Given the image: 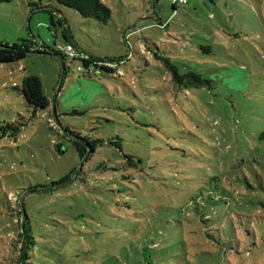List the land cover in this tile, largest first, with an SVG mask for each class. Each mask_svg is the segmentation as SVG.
<instances>
[{"label": "rangeland", "instance_id": "rangeland-1", "mask_svg": "<svg viewBox=\"0 0 264 264\" xmlns=\"http://www.w3.org/2000/svg\"><path fill=\"white\" fill-rule=\"evenodd\" d=\"M104 1L107 23L56 4L53 25L34 7L49 0H0V43L76 49L59 90L49 54L0 63V264L21 203L26 264H264V0ZM167 62L210 83L177 86ZM31 75L62 127L51 107L33 115ZM64 128L97 149L76 180L37 191L81 164Z\"/></svg>", "mask_w": 264, "mask_h": 264}, {"label": "trees", "instance_id": "trees-1", "mask_svg": "<svg viewBox=\"0 0 264 264\" xmlns=\"http://www.w3.org/2000/svg\"><path fill=\"white\" fill-rule=\"evenodd\" d=\"M52 2V3H51ZM189 3V0H186L184 3H180L178 0H174V8L176 9L177 4H183L186 5ZM56 4L63 5L65 7L71 8L76 10L81 16L84 18H91L95 19L101 23H107L111 17H112V10L111 8L106 4L104 0H49V3L47 5H43L42 3H34V7L37 10H45L51 14V22L54 25L55 19H60L59 14H61V11L56 7ZM168 25V24H167ZM67 34V31L65 30V35ZM70 44L74 45L73 42L67 40ZM44 44V43H43ZM40 44L36 40V37L33 36V38L29 39H23L19 43L16 44H4L0 43V63H12L15 61L22 60L26 58L30 53L34 52H40L42 54H49L53 57H55L57 60L60 61V59L63 62V66L65 68L64 77L66 76L67 72L69 71V67L66 65V58L69 57V55L65 54L62 51H56L55 49H50L48 47L47 50H40ZM61 63V62H60ZM83 66H78V70L83 72L85 75H90L89 69H88V62L83 60ZM167 68L172 73V81L180 87H187V88H202L206 84L210 83V79H206L201 74L196 72H187L184 74H181L178 71V67L176 65L171 64L170 62L166 63ZM102 70H105L107 72H112L111 67L107 66H101ZM62 86V85H61ZM21 93L23 94L27 104L32 108L33 115H36V113L40 109H47L52 108V116L53 115V105L55 108V117L58 120L60 127H62L60 123V119L57 114V106L56 102L54 101V104H52V100L46 94L44 93L43 87H42V81L38 76H27L24 78L21 87L19 88ZM54 125L58 126L55 119H54ZM9 127L15 128L14 125L9 124ZM65 132H68L70 137L69 141H71L76 148V151L78 153V156L81 160V163L84 158H86L80 172L75 176V178L71 181L73 182L78 178L80 173L83 170V167L85 163L91 158L94 151L97 149V142L95 140H91L87 137L82 136L80 133L72 132L68 128L63 129ZM259 140L263 142L264 144V131H262L259 135ZM89 146H88V145ZM88 150H91L90 154L87 156ZM76 167H74L69 174L56 178L53 180L50 186H37V191H58L62 189L63 187L67 186L62 185L69 176L75 171ZM241 184L245 185L247 189H254V187L251 184V181L246 178L245 180L241 181ZM62 185V186H61ZM261 187L264 189V182H261ZM24 203H21V210L22 215L24 218L23 224L21 229L16 230L12 234L11 244L10 246L13 248V257H12V264H18L19 258L21 255V249L23 244H25V251L23 255V264H26L29 260V246L33 242V237L30 235L31 227H30V220L28 217V214L26 213L24 209ZM264 204V202H263ZM20 212V211H19ZM25 212V214H24Z\"/></svg>", "mask_w": 264, "mask_h": 264}, {"label": "water", "instance_id": "water-1", "mask_svg": "<svg viewBox=\"0 0 264 264\" xmlns=\"http://www.w3.org/2000/svg\"><path fill=\"white\" fill-rule=\"evenodd\" d=\"M34 53H40V52H34ZM60 62H61V65H62V73H61V78H60V81H59V84H58V90H59V88H60L61 85H62L63 78H64V72H65V68H64V66H63V62H62L61 59H60ZM54 99H55V98L52 99V104H54ZM52 107H53V115H54V119H55L57 125L60 126L58 120H57L56 117H55V108H54V105H53ZM87 145H88V144H87ZM88 146H89V145H88ZM90 152H91V150H88V152H87V156L90 154ZM85 160H86V158L83 159V161H82V163L80 164L79 168H78L75 172H73V173L69 176V178H68V179H67L62 185H66L67 183H70V182L75 178V176H76V175L78 174V172L81 170V168H82V166H83ZM62 185H61V186H62ZM24 214H25V212H24ZM24 251H25V244H23V246H22V249H21V255H20L19 263H18V264H23V255H24Z\"/></svg>", "mask_w": 264, "mask_h": 264}, {"label": "built area", "instance_id": "built-area-1", "mask_svg": "<svg viewBox=\"0 0 264 264\" xmlns=\"http://www.w3.org/2000/svg\"><path fill=\"white\" fill-rule=\"evenodd\" d=\"M178 1L180 3L186 2V0H178ZM59 49L71 57H73L76 54V49H75L74 45H72L70 43L65 44L64 46H60Z\"/></svg>", "mask_w": 264, "mask_h": 264}, {"label": "crops", "instance_id": "crops-1", "mask_svg": "<svg viewBox=\"0 0 264 264\" xmlns=\"http://www.w3.org/2000/svg\"><path fill=\"white\" fill-rule=\"evenodd\" d=\"M67 43H69V42H67Z\"/></svg>", "mask_w": 264, "mask_h": 264}]
</instances>
